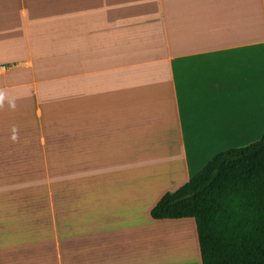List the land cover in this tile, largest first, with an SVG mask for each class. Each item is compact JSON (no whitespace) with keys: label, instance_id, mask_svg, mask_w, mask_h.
I'll return each mask as SVG.
<instances>
[{"label":"crops","instance_id":"obj_1","mask_svg":"<svg viewBox=\"0 0 264 264\" xmlns=\"http://www.w3.org/2000/svg\"><path fill=\"white\" fill-rule=\"evenodd\" d=\"M62 2L104 53L78 37L53 56L37 37L59 29L32 16L37 0H0V264H203L196 220L151 212L216 154L263 137L264 0ZM187 228L196 245L181 256ZM176 233L174 250L162 239ZM158 238L168 252L150 261Z\"/></svg>","mask_w":264,"mask_h":264},{"label":"trees","instance_id":"obj_2","mask_svg":"<svg viewBox=\"0 0 264 264\" xmlns=\"http://www.w3.org/2000/svg\"><path fill=\"white\" fill-rule=\"evenodd\" d=\"M151 215L194 218L203 264H264V135L216 154Z\"/></svg>","mask_w":264,"mask_h":264},{"label":"rangeland","instance_id":"obj_3","mask_svg":"<svg viewBox=\"0 0 264 264\" xmlns=\"http://www.w3.org/2000/svg\"><path fill=\"white\" fill-rule=\"evenodd\" d=\"M37 5L39 6V11L37 14L32 15L34 18H36L37 22L42 24L43 26H46L47 28L51 29H59L58 31L56 30L53 31V33L51 34V31H49L50 33L46 36H38L37 40L39 41H47V40H53V42L55 43V46L53 47V56L56 55L57 53L61 52V48L57 45L58 40H63L64 42H66V44L68 45L67 49H72L75 48V50L77 51L78 48V39H81V52L83 51V46H86V51H93L94 45L96 43L97 49L98 51L101 50L102 53H104V39L102 38L100 40V35L98 34V39L95 42V38H94V30H93V26L90 27V30H87V27L85 25H83L81 19L78 17L77 14H73V13H69L67 12V9L65 4H63L62 0H37ZM30 16V15H29ZM103 20V15H99L98 16V21H102ZM79 37V38H78ZM34 39V38H33ZM73 50V49H72ZM93 53V52H92ZM40 54V52H39ZM108 65H105L102 67V77L98 75V72H96V79L97 82L95 83V81L93 80V68L91 69V81L89 82V76H87L89 73V70L86 69L85 74L83 77L85 78L86 81V87H88L89 85L91 87H93L96 84V87H98L100 84L99 80L101 79L103 82H105V77L103 76L104 73L105 75L108 74V68H105ZM98 70V69H96ZM71 76L69 80H77L78 79V71L75 70L73 72H71ZM99 77V78H98ZM95 79V80H96ZM102 82V83H103ZM103 85V84H102ZM101 85V86H102ZM102 87H105L104 85ZM93 90V88L91 89V91ZM70 102L73 101H77V92L75 95H72L71 93L69 94V99ZM37 177L39 180V189H38V204H37V208H38V212L40 215H43V217H47L48 215V202H47V196H46V186H45V181H44V169H37ZM186 232V238L184 239L182 237V239H178V245H179V250H180V244L182 242V246H181V256L183 254V252L186 249V245H185V241H190L188 240L189 236L192 238L193 242H194V246L196 245L195 243V236L193 235V231H191L189 228H187L186 230H182V233ZM180 233V232H178ZM177 233L175 234L174 237H171V239H162L163 241H175L177 239ZM182 240V241H181ZM180 242V244H179ZM189 243V242H188ZM161 242H160V238L157 239V243L156 244H151L150 248L151 251L149 252V259L150 261H160L162 259H160L162 252L164 251L162 248ZM176 248V241H175V247L174 250ZM155 249V250H154ZM170 250V249H169ZM196 250H197V246H196ZM164 252H168L164 251ZM170 252V251H169ZM198 254V252H197ZM166 257V254L164 255ZM179 256V257H181ZM183 261V260H181ZM199 261V260H198ZM199 264V262H198Z\"/></svg>","mask_w":264,"mask_h":264},{"label":"built area","instance_id":"obj_4","mask_svg":"<svg viewBox=\"0 0 264 264\" xmlns=\"http://www.w3.org/2000/svg\"><path fill=\"white\" fill-rule=\"evenodd\" d=\"M4 69L3 65H0V71H2Z\"/></svg>","mask_w":264,"mask_h":264}]
</instances>
